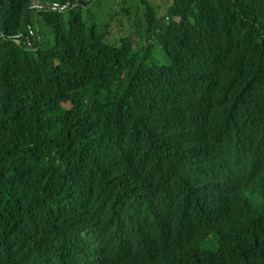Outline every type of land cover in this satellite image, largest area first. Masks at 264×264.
<instances>
[{
    "label": "trees",
    "instance_id": "obj_1",
    "mask_svg": "<svg viewBox=\"0 0 264 264\" xmlns=\"http://www.w3.org/2000/svg\"><path fill=\"white\" fill-rule=\"evenodd\" d=\"M104 1L0 0V264H264V0Z\"/></svg>",
    "mask_w": 264,
    "mask_h": 264
},
{
    "label": "rangeland",
    "instance_id": "obj_2",
    "mask_svg": "<svg viewBox=\"0 0 264 264\" xmlns=\"http://www.w3.org/2000/svg\"><path fill=\"white\" fill-rule=\"evenodd\" d=\"M124 1H125V7L129 8L130 10V14H133L136 16V18H138V16L141 14L139 12L142 10L140 0H124ZM150 1L155 7H157L158 13L160 15V14L165 13L171 0H150ZM97 3L98 4H95L90 8L89 12L93 13L92 15H94L100 22L101 21L105 22L108 25V27H105V24H101L100 25L101 29L105 31L106 30L111 31L112 33L111 37L118 36V34L120 33L123 34L124 33V31L122 30L123 27H121V32H118L119 26H117L118 24H116V22H119V21L110 20L112 15H114L116 12L117 13L120 12V7L113 5L111 0L104 1L101 3L97 2ZM116 16H120V15H116ZM116 16L113 19H121L122 21L120 20V22L121 23L124 22V25L128 26L124 18H117ZM126 29H125V32H126ZM132 30L134 31V29ZM132 30L129 29V32H131ZM133 34H134L133 36H134L135 46H137L139 43V35L136 33H133ZM152 58H154L160 64H166L168 62L165 53L161 50V48L158 45L154 46Z\"/></svg>",
    "mask_w": 264,
    "mask_h": 264
},
{
    "label": "built area",
    "instance_id": "obj_3",
    "mask_svg": "<svg viewBox=\"0 0 264 264\" xmlns=\"http://www.w3.org/2000/svg\"><path fill=\"white\" fill-rule=\"evenodd\" d=\"M57 5L55 3L51 4V8H56Z\"/></svg>",
    "mask_w": 264,
    "mask_h": 264
}]
</instances>
